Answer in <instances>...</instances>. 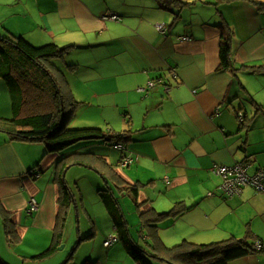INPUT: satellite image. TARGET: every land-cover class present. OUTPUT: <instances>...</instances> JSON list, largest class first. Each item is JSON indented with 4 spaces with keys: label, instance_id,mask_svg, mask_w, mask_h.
<instances>
[{
    "label": "crops",
    "instance_id": "crops-1",
    "mask_svg": "<svg viewBox=\"0 0 264 264\" xmlns=\"http://www.w3.org/2000/svg\"><path fill=\"white\" fill-rule=\"evenodd\" d=\"M179 1L181 6L168 11L157 0H16L22 9L18 18L31 16L33 28L19 33L14 22L0 35L23 36L35 46L85 48L78 61L73 58L85 73L69 81L80 107L96 109L90 117L98 119L97 125L83 127L126 133V139L119 142L124 153L102 139L53 153L43 142L10 140L0 131V256L6 264H45L51 259L46 264H64L65 254L56 253L66 247L75 215L78 223L85 217L96 222L84 190L67 181L75 166L107 177L112 169L123 186L137 187L135 214L146 240L140 250L149 264H170L152 254V238H161L167 247L180 238H251L264 243V190L247 186L241 195L230 196L221 188L224 177L214 171L242 161H249L251 175L264 169V0ZM103 11L120 19L99 15ZM159 23L166 32L158 30ZM221 24L231 35L232 70L220 68ZM238 111L245 114L246 124L237 118ZM12 116L10 90L0 77V117ZM73 153L81 164L64 172L72 192L64 247L37 259L52 244L58 222L59 160ZM124 154L134 163L121 166ZM99 182L89 181L98 195ZM110 183L117 198L130 194ZM31 198L39 208L30 213ZM179 202L186 206L182 214L159 215ZM3 210L17 227L19 243L7 240ZM109 226L101 228L102 238H89L94 248L99 240V256L92 253L87 260L139 264L125 252L112 217ZM111 235L117 238L106 247ZM91 236L82 237L78 246ZM229 264H264V251Z\"/></svg>",
    "mask_w": 264,
    "mask_h": 264
},
{
    "label": "trees",
    "instance_id": "trees-1",
    "mask_svg": "<svg viewBox=\"0 0 264 264\" xmlns=\"http://www.w3.org/2000/svg\"><path fill=\"white\" fill-rule=\"evenodd\" d=\"M157 3L160 8L168 11H175L174 8L183 4L179 0H157ZM260 6L264 8V3ZM220 27H222L220 68L232 70L231 35L222 24ZM73 48L74 45L60 47L55 43L35 46L23 36L13 34L0 36V77L9 87L13 108L11 118L0 117V131L6 133L10 140L40 141L46 145L49 152L63 153L66 150H73L82 141L102 139L108 144H121L119 142L126 139V133H115L94 127L71 128L68 126L81 102L75 99L65 71L55 64L54 59L65 58ZM76 66L75 64L69 65L72 69ZM245 121L244 114L241 123L246 124ZM80 160V156L75 153L62 156L59 160L57 181L60 185V211L58 222L52 244L44 253L39 254L37 259L53 255L66 241L72 192L67 186L64 172L70 165L81 164ZM133 163L134 161L131 164ZM101 175L108 184L99 190V195L112 217L120 240L139 264H149L142 251L139 249V254L136 251L137 246L132 240L127 221L123 217V210L110 182L115 181L121 190L129 191L134 198V204L139 206L137 187L123 186L122 179L112 169L110 177H107L105 173ZM185 209L186 206L179 202L174 209L159 215L182 214ZM3 214L7 240L11 244L19 243L21 237L15 223L5 210ZM148 220L145 219L146 222ZM258 242L261 243V249L256 246ZM149 246L152 254L171 264H229L233 259L264 251V243L260 241L251 242L248 238L234 237L200 245L185 240L173 247H167L161 238H152ZM73 260L74 255L72 254L64 264H69ZM0 264H6L1 256ZM85 264L91 263L87 260Z\"/></svg>",
    "mask_w": 264,
    "mask_h": 264
},
{
    "label": "rangeland",
    "instance_id": "rangeland-1",
    "mask_svg": "<svg viewBox=\"0 0 264 264\" xmlns=\"http://www.w3.org/2000/svg\"><path fill=\"white\" fill-rule=\"evenodd\" d=\"M21 7L16 4V0H0V33L5 32V29H8L13 23L15 22L16 31L21 32H29L33 27V18L30 16L28 20H20L18 18L17 13L20 15L22 14ZM14 13V15H12ZM1 36V35H0ZM84 46V45H80ZM61 47V46H60ZM85 48H76L70 50L65 58H55L54 62L57 64L61 69L65 71L67 79L75 80L76 77H79L83 75L85 72L84 67L82 66H76L75 69H72L69 67L71 64H78L76 61H78L79 58H81L82 54L87 52V50H84ZM73 58L76 61H73ZM74 75V76H73ZM86 75V74H85ZM80 107V105H79ZM78 107V108H79ZM77 108L74 116L71 118V120L68 123V126L71 128H81L83 126H92L97 125L98 119H91L90 117L91 113H95L96 109L85 105ZM102 119V117H99ZM100 120V119H99ZM104 129L106 128L104 124ZM97 172V171H96ZM94 170L89 169V167L85 166H75L73 168V171L67 175V181L72 184V186L79 185L80 189L84 190V195L87 199V205L91 208V213L95 215L96 222H88L85 218H80V222L78 223L77 215L74 217L73 225L69 228L68 237H67V243L66 247L56 254H65L64 263L68 260V258L74 253V260L72 261V264H85L88 255H91L93 253V257L96 258L99 256V247L97 243V248L93 247L95 242H93V239L89 238H102V229L109 230L110 225V219L109 212L106 210V206L102 201L100 200V197L94 189H92L91 185L89 184V181L93 182L94 178H98L100 180V186L104 187V179L101 174H97ZM105 188V187H104ZM119 202L121 204V207L123 208V213L130 223V231L132 235V240L137 246V253H140V247L146 246L144 239L142 238V232H141V223L136 218L135 214V204H134V198L131 194L125 195V194H119L118 195ZM94 217V216H93ZM135 219V220H134ZM136 221V222H135ZM97 223V225H96ZM88 227H86V225ZM112 225V223H111ZM89 228V232H86ZM99 231V235L95 236V231ZM68 231V230H67ZM88 233L92 234L91 237H87L89 240L86 242H82V244L79 245L81 238L84 236H87ZM95 239V238H94ZM185 239L189 240L190 242L196 243V244H210L213 242H220L227 240L229 238H180L175 240V242H171L172 245H178L181 244ZM242 239V238H237ZM249 241H251V238H249ZM89 242V244H87ZM106 252V250H104ZM125 252L126 251L125 249ZM129 254V253H128ZM130 255V254H129ZM85 256H87L85 258ZM18 257V256H17ZM130 257L134 258L130 255ZM53 260V259H51ZM49 261H45L44 263H48ZM41 262V261H40ZM39 262V263H40ZM135 262V261H134ZM171 264V263H170Z\"/></svg>",
    "mask_w": 264,
    "mask_h": 264
},
{
    "label": "built area",
    "instance_id": "built-area-1",
    "mask_svg": "<svg viewBox=\"0 0 264 264\" xmlns=\"http://www.w3.org/2000/svg\"><path fill=\"white\" fill-rule=\"evenodd\" d=\"M99 15L110 17L114 20H119L120 17L114 13H107L106 11L98 12ZM157 28L161 32H166L165 24L159 23ZM188 37H184L187 39ZM155 83L151 82L149 84L150 87H153ZM240 120L244 119L243 112H238L236 114ZM116 149L121 151V153L125 152V146L123 144H116ZM133 162V158L129 155L124 154L121 160V166H129ZM250 166L249 161H242L234 164L233 166H218L214 169L215 172L222 175L224 177V182L221 186L222 190L230 196L241 195L243 189L247 186L254 187L257 191L264 190V169L258 170L254 175H251L248 172V168ZM39 208V203L35 198H31L29 201V212H33ZM116 236L111 235L106 241L105 246L109 247L116 240ZM258 249H261V243L256 244Z\"/></svg>",
    "mask_w": 264,
    "mask_h": 264
},
{
    "label": "water",
    "instance_id": "water-1",
    "mask_svg": "<svg viewBox=\"0 0 264 264\" xmlns=\"http://www.w3.org/2000/svg\"><path fill=\"white\" fill-rule=\"evenodd\" d=\"M65 175V174H64ZM62 247H64V244L62 245V246H60V248L59 249H61Z\"/></svg>",
    "mask_w": 264,
    "mask_h": 264
}]
</instances>
